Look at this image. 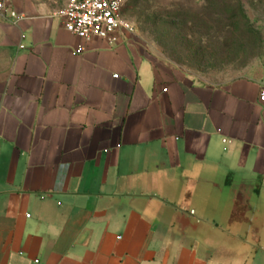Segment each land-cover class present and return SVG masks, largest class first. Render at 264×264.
Segmentation results:
<instances>
[{"label": "crops", "instance_id": "0c3cea01", "mask_svg": "<svg viewBox=\"0 0 264 264\" xmlns=\"http://www.w3.org/2000/svg\"><path fill=\"white\" fill-rule=\"evenodd\" d=\"M68 1L0 17V264H247L264 80H199L124 28L86 41Z\"/></svg>", "mask_w": 264, "mask_h": 264}, {"label": "rangeland", "instance_id": "374dc122", "mask_svg": "<svg viewBox=\"0 0 264 264\" xmlns=\"http://www.w3.org/2000/svg\"><path fill=\"white\" fill-rule=\"evenodd\" d=\"M147 1H131L121 15L156 57L209 83L264 80V0ZM258 228L247 264H264V222Z\"/></svg>", "mask_w": 264, "mask_h": 264}, {"label": "built area", "instance_id": "2783aa9c", "mask_svg": "<svg viewBox=\"0 0 264 264\" xmlns=\"http://www.w3.org/2000/svg\"><path fill=\"white\" fill-rule=\"evenodd\" d=\"M12 1L0 0V17L8 11L10 18L18 21L21 18L19 14L9 8ZM125 2L126 0H69L54 15L63 20L65 29L70 33L86 41L97 36L113 45L118 41L120 29L132 31L131 23L121 15ZM84 50L85 46L79 45L75 52ZM260 99L264 101V89L260 92Z\"/></svg>", "mask_w": 264, "mask_h": 264}, {"label": "trees", "instance_id": "16d2710c", "mask_svg": "<svg viewBox=\"0 0 264 264\" xmlns=\"http://www.w3.org/2000/svg\"><path fill=\"white\" fill-rule=\"evenodd\" d=\"M131 1H133V0H126V2H125V5L124 6H126L128 3H131ZM137 1V0H136ZM144 1V4L145 5H147V7H149V2L147 1V0H143ZM151 6V5H150Z\"/></svg>", "mask_w": 264, "mask_h": 264}]
</instances>
